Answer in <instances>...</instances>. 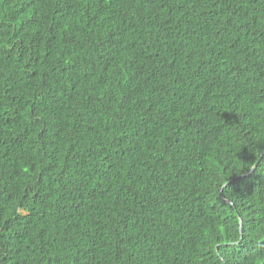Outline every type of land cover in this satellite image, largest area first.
<instances>
[{"label":"trees","instance_id":"1","mask_svg":"<svg viewBox=\"0 0 264 264\" xmlns=\"http://www.w3.org/2000/svg\"><path fill=\"white\" fill-rule=\"evenodd\" d=\"M0 264H264V0H0Z\"/></svg>","mask_w":264,"mask_h":264},{"label":"water","instance_id":"2","mask_svg":"<svg viewBox=\"0 0 264 264\" xmlns=\"http://www.w3.org/2000/svg\"><path fill=\"white\" fill-rule=\"evenodd\" d=\"M252 168H253V166H252ZM252 168L250 170H252Z\"/></svg>","mask_w":264,"mask_h":264}]
</instances>
